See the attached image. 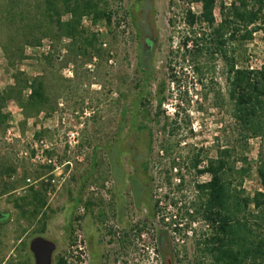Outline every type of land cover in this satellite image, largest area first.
<instances>
[{"label": "rangeland", "instance_id": "1", "mask_svg": "<svg viewBox=\"0 0 264 264\" xmlns=\"http://www.w3.org/2000/svg\"><path fill=\"white\" fill-rule=\"evenodd\" d=\"M34 1L19 0L14 22L38 18L34 37L40 40L24 45L23 57L15 58L3 47L15 29L6 19L12 0H0V90L39 76L46 94L40 112L25 114L15 99L2 109L9 117L0 125V218L6 215L0 220V264H34L29 241L35 236L55 243L51 264L59 258L66 264L195 262L196 241L206 227L195 185L209 179L197 170L227 148L228 160L240 159L236 167H250L243 188L253 194L261 189L256 166L264 155V137L248 136L232 116L226 61L171 54L185 30V10L199 12V4L101 0V19H81L92 45L84 51L79 41L59 36L57 25L36 13ZM222 1L234 0H217V21ZM146 37L153 40L148 74L138 67ZM234 47L237 66L264 63V31ZM73 126L78 144L68 153L65 132ZM40 139L53 148L48 154L70 164L53 171L33 162ZM32 193L44 200L36 214V200L24 211L14 205Z\"/></svg>", "mask_w": 264, "mask_h": 264}, {"label": "trees", "instance_id": "2", "mask_svg": "<svg viewBox=\"0 0 264 264\" xmlns=\"http://www.w3.org/2000/svg\"><path fill=\"white\" fill-rule=\"evenodd\" d=\"M100 1L35 0L34 9L43 20L57 25L59 36L73 42L79 41L77 48L87 51V46L92 45L81 26V19L84 15H92L94 21L101 19L105 11ZM191 2L199 4L200 11L194 12L190 7L185 10V30L179 37L177 48L171 49L172 56L176 53L177 58L181 55L196 60L201 54L218 55L225 60L228 68L226 90L234 120L248 136L264 137V63L258 68L239 67L233 57V48L238 42L251 39L256 31H264V0H234L230 4L222 1L219 21L214 13L217 0ZM7 7L6 19L15 29L6 27L9 35L3 47L6 55L20 58L23 57L24 45H34L40 40V37H34V32L39 28L38 18L15 24L19 16V12H16L20 8L19 0H12ZM28 9L31 11V8ZM63 16H67V19L62 20ZM144 43L145 47H142L138 56V67L144 74H148L153 67L148 58L153 40L146 37ZM11 44L12 47L9 46ZM26 88L29 92L23 95ZM10 99H15L25 114L40 112L45 107L46 99L42 79L39 76L33 77L29 84L25 81L24 85L16 84L0 90V125L8 120L9 114L3 113L2 109ZM157 99L159 104L164 100L160 95ZM228 157L229 149H218L214 157H210L197 170L199 174L209 175L208 180L195 185L199 220L206 227L201 233L202 238L196 241L195 262L190 264H264V155L258 157L256 166L261 189L253 194H248L243 188L250 167H236L240 159L230 161ZM134 192L139 195L140 187L134 185ZM32 194V199L25 204L20 205L15 200L14 205L24 211L36 200L32 207V212L36 214L44 200ZM1 216L0 220L6 219V215ZM57 264L66 262L59 258Z\"/></svg>", "mask_w": 264, "mask_h": 264}, {"label": "built area", "instance_id": "3", "mask_svg": "<svg viewBox=\"0 0 264 264\" xmlns=\"http://www.w3.org/2000/svg\"><path fill=\"white\" fill-rule=\"evenodd\" d=\"M13 127H9L6 130V139L11 140L12 136H14L13 133ZM78 137L79 132L75 126L69 128L65 132V143L67 144V151L70 153L78 144ZM39 146L35 145L33 148H35L34 154L32 155L31 159L33 162L37 164H41L43 166L51 167L53 171L58 170L62 165L70 164L69 161H65L63 164H60L58 162L57 156L55 154L47 153L46 151L53 150L52 147H50L44 139L39 140ZM27 153V152H26ZM58 176V175H57ZM56 179L52 178L51 182H54ZM26 184H33V181H31L30 178L26 179Z\"/></svg>", "mask_w": 264, "mask_h": 264}, {"label": "water", "instance_id": "4", "mask_svg": "<svg viewBox=\"0 0 264 264\" xmlns=\"http://www.w3.org/2000/svg\"><path fill=\"white\" fill-rule=\"evenodd\" d=\"M56 245L42 236H35L29 241V250L33 255L34 264H51L52 252Z\"/></svg>", "mask_w": 264, "mask_h": 264}]
</instances>
